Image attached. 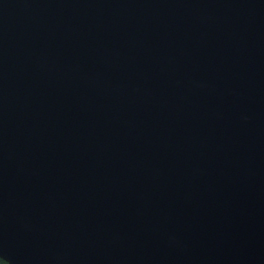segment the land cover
Listing matches in <instances>:
<instances>
[{
  "label": "water",
  "instance_id": "95a60500",
  "mask_svg": "<svg viewBox=\"0 0 264 264\" xmlns=\"http://www.w3.org/2000/svg\"><path fill=\"white\" fill-rule=\"evenodd\" d=\"M7 264H264V0H0Z\"/></svg>",
  "mask_w": 264,
  "mask_h": 264
},
{
  "label": "trees",
  "instance_id": "16d2710c",
  "mask_svg": "<svg viewBox=\"0 0 264 264\" xmlns=\"http://www.w3.org/2000/svg\"><path fill=\"white\" fill-rule=\"evenodd\" d=\"M0 264H7V263H6V261H5L4 259H2V258L0 257Z\"/></svg>",
  "mask_w": 264,
  "mask_h": 264
}]
</instances>
